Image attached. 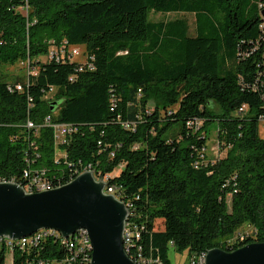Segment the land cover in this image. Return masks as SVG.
<instances>
[{"label":"trees","instance_id":"16d2710c","mask_svg":"<svg viewBox=\"0 0 264 264\" xmlns=\"http://www.w3.org/2000/svg\"><path fill=\"white\" fill-rule=\"evenodd\" d=\"M263 8L264 0H0V72L28 68L15 82L0 73V178L17 180L0 182L19 183L29 167L68 183L92 163L143 226L134 250L162 264H171L170 247L191 259L264 241V98L249 88L264 70L253 50ZM152 12L194 14L195 34L187 18L154 21ZM82 45L84 61L51 55ZM48 116L74 126L66 142ZM214 122L221 157L196 168ZM244 225L253 232H238ZM9 253L13 264L73 254L58 237L25 249L2 243L0 264ZM91 254L72 263L91 264Z\"/></svg>","mask_w":264,"mask_h":264},{"label":"water","instance_id":"95a60500","mask_svg":"<svg viewBox=\"0 0 264 264\" xmlns=\"http://www.w3.org/2000/svg\"><path fill=\"white\" fill-rule=\"evenodd\" d=\"M107 184L87 170L66 184L34 193L18 183L0 182V237L20 239L41 229L69 237L86 229L91 264H136L124 247L129 209L104 192ZM206 264H264V241L232 251L213 248L207 252Z\"/></svg>","mask_w":264,"mask_h":264},{"label":"built area","instance_id":"2783aa9c","mask_svg":"<svg viewBox=\"0 0 264 264\" xmlns=\"http://www.w3.org/2000/svg\"><path fill=\"white\" fill-rule=\"evenodd\" d=\"M260 6L262 7V4ZM260 28L262 32L261 35L262 40L257 43V45L253 50L259 51V53L264 57V21L260 25ZM80 54L81 51L79 47H70L69 49L61 48L60 51H56L53 49V51L51 52V55L56 56L57 59H60V55L63 56L67 55L70 58H74L75 56H79ZM257 73L258 76L256 78V82L250 84L249 88L255 92H260L262 97L264 98V78H263L264 70L259 69ZM17 88L21 90L22 86L18 85ZM247 110H248V105L246 104L242 105L239 109L240 113H245ZM260 118L261 121L264 123V119L262 117ZM45 124H48L54 128L56 140L62 143L66 142L75 130L74 126L69 123H52L50 116H48L45 119ZM26 126L27 128L38 127V125L31 119L27 120ZM208 161L209 158H207V146H206L202 149L199 159L195 162V167L199 168L204 163H208ZM27 162L29 161L27 160ZM86 170L92 171L96 180H100L102 178L103 181L108 183V179H109L108 176L99 177L96 174L92 163L83 166L81 169L77 168L70 175H74L80 173L81 171H86ZM0 179H15V178H0ZM56 183L66 184V178L53 180L47 177L45 170L33 171L29 167L24 168L22 173V180L19 181V184H21L27 192L28 189H36V190L43 189V187H47V185L56 184ZM104 192L106 194H112L115 197H120V194L117 193L118 188L116 186H110L109 184H107ZM128 209L130 212V207H128ZM142 229L143 226H138L137 223L130 221V219L127 220L125 225L124 235H131V252H130L131 255L136 256L137 260H139L140 263L162 264V260L159 257H154L152 254L151 255L144 254L143 251L144 249L142 246H138L136 250H134L136 239L141 237ZM49 237L60 238L62 243L68 245L73 253L72 256L67 258L65 261L63 262L55 261L54 262L55 264H73L72 262L76 260V258L80 254L85 255L87 260L90 262V251H92L91 240L84 239V234H81V236L65 237L59 231H50V229H41L39 236L34 237V239H10L5 237H0V245H2V243H6V246L9 247L11 250L14 246L19 247L21 249H25L29 245H38L43 239ZM206 256H207V252H203L200 255L191 258L190 264H206ZM11 264H13L12 257H11Z\"/></svg>","mask_w":264,"mask_h":264},{"label":"rangeland","instance_id":"374dc122","mask_svg":"<svg viewBox=\"0 0 264 264\" xmlns=\"http://www.w3.org/2000/svg\"><path fill=\"white\" fill-rule=\"evenodd\" d=\"M177 17H185L189 21L190 25V34H195V15L190 13H155L152 12L150 14V18L154 21H160V20H170L175 19ZM81 54L79 56L74 57V61H84L86 59V47L80 46L79 47ZM42 61H46L47 56H41ZM27 64L25 62H18L14 65H5L1 67V74L7 77L9 82H15V80L18 77H22L27 73ZM53 94L50 95L52 97ZM218 124L217 122H214L211 124V126L208 128V142H207V158L209 159H215L221 157V152L219 151V145H218ZM260 135L264 136V125H260ZM118 170H115L113 174H117ZM158 226H161V220L157 221ZM253 227L250 225H244L242 226L238 232L241 234H249L253 232ZM11 254H7V264H11ZM169 259L171 261V264H187L190 259V252L189 250L184 251H177L173 247H170L169 250Z\"/></svg>","mask_w":264,"mask_h":264},{"label":"bare ground","instance_id":"6f19581e","mask_svg":"<svg viewBox=\"0 0 264 264\" xmlns=\"http://www.w3.org/2000/svg\"><path fill=\"white\" fill-rule=\"evenodd\" d=\"M85 172V171H84ZM81 173H83V172H81ZM81 173H79L78 175H80ZM77 175V176H78ZM76 176V177H77ZM75 177V178H76ZM75 178H73V179H75ZM72 179V180H73ZM71 180V181H72ZM2 182H14V183H18V182H15V181H2ZM19 184V183H18ZM21 185V184H20ZM58 187V186H57ZM52 188H55V187H53V186H50V185H47V187H43V189H38V190H36V189H28V192H30V193H34V192H40V191H44V190H48V189H52ZM117 199H119L118 197H116ZM119 200H121V199H119ZM122 201V200H121ZM126 204V203H125ZM127 205V204H126ZM127 207H128V205H127ZM129 218V217H128ZM50 231H57V230H54V229H50ZM79 231H83L84 233H85V239H90L89 238V233H88V231L86 230V229H81V230H79ZM79 231H77V232H79ZM33 234H36V236H39V234H40V230L39 231H37V232H35V233H33ZM32 235V234H31ZM31 235H29V236H31ZM74 235V234H73ZM29 236H26V237H22V238H20V239H28V237ZM35 236V237H36ZM128 242H130V238H129V236L128 235H124V247H125V250H126V252H127V254L129 255V252H128V247H127V243ZM92 252V251H91ZM129 257H130V255H129ZM131 258V257H130ZM136 264H141V263H139V262H137V260H134L133 258H131ZM91 260H92V254H91ZM142 264H145V263H142Z\"/></svg>","mask_w":264,"mask_h":264}]
</instances>
